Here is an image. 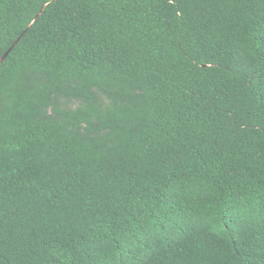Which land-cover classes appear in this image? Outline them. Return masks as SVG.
Masks as SVG:
<instances>
[{"label":"trees","instance_id":"trees-1","mask_svg":"<svg viewBox=\"0 0 264 264\" xmlns=\"http://www.w3.org/2000/svg\"><path fill=\"white\" fill-rule=\"evenodd\" d=\"M8 50L0 264H264V0H0Z\"/></svg>","mask_w":264,"mask_h":264},{"label":"water","instance_id":"water-1","mask_svg":"<svg viewBox=\"0 0 264 264\" xmlns=\"http://www.w3.org/2000/svg\"><path fill=\"white\" fill-rule=\"evenodd\" d=\"M41 12H39V14H40ZM38 14V15H39ZM11 50V49H10ZM10 50H8V52H6L5 54H4V56H2L1 58H0V63L8 56V54H9V52H10Z\"/></svg>","mask_w":264,"mask_h":264}]
</instances>
